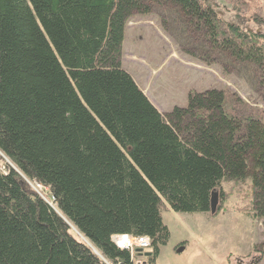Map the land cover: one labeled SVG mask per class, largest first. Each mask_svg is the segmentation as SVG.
<instances>
[{"label":"trees","instance_id":"16d2710c","mask_svg":"<svg viewBox=\"0 0 264 264\" xmlns=\"http://www.w3.org/2000/svg\"><path fill=\"white\" fill-rule=\"evenodd\" d=\"M224 1L0 0V264H155L165 203L211 215L212 192L264 229L262 116L215 87L161 114L121 68L128 21L169 8L264 87L261 0Z\"/></svg>","mask_w":264,"mask_h":264},{"label":"rangeland","instance_id":"374dc122","mask_svg":"<svg viewBox=\"0 0 264 264\" xmlns=\"http://www.w3.org/2000/svg\"><path fill=\"white\" fill-rule=\"evenodd\" d=\"M219 1L223 7L220 15L227 17L233 12L231 4ZM258 4L264 7V0ZM261 12L264 14V8ZM249 26L259 32L264 30L254 24ZM209 48L203 33L189 26L175 9L158 7L151 14L135 15L128 21L121 68L161 114L174 106H186L190 92L215 87L226 95L232 94L233 100L238 99L237 111H255L264 122V87L258 84L257 70L230 60L222 59L220 63L216 52ZM1 168L6 170L5 165ZM231 184L223 186L230 189ZM33 187L37 192L42 189L37 184ZM238 195H231L226 209L213 216L175 212L165 203L161 218L170 236L160 246L155 264H264V229L259 220L237 210L244 204L241 193Z\"/></svg>","mask_w":264,"mask_h":264},{"label":"built area","instance_id":"2783aa9c","mask_svg":"<svg viewBox=\"0 0 264 264\" xmlns=\"http://www.w3.org/2000/svg\"><path fill=\"white\" fill-rule=\"evenodd\" d=\"M113 242L120 248L133 249L141 248L147 249L149 247V239L145 236L131 237L128 235H119L113 237Z\"/></svg>","mask_w":264,"mask_h":264},{"label":"water","instance_id":"95a60500","mask_svg":"<svg viewBox=\"0 0 264 264\" xmlns=\"http://www.w3.org/2000/svg\"><path fill=\"white\" fill-rule=\"evenodd\" d=\"M218 195L216 192H212L210 196V214L213 215L217 211Z\"/></svg>","mask_w":264,"mask_h":264},{"label":"crops","instance_id":"0c3cea01","mask_svg":"<svg viewBox=\"0 0 264 264\" xmlns=\"http://www.w3.org/2000/svg\"><path fill=\"white\" fill-rule=\"evenodd\" d=\"M140 257V256H139ZM141 258H138L137 260H140Z\"/></svg>","mask_w":264,"mask_h":264}]
</instances>
